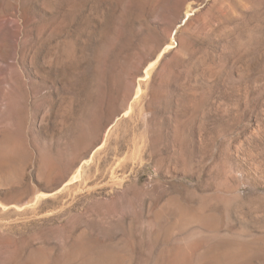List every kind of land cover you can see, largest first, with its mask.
<instances>
[{"label": "rangeland", "instance_id": "rangeland-1", "mask_svg": "<svg viewBox=\"0 0 264 264\" xmlns=\"http://www.w3.org/2000/svg\"><path fill=\"white\" fill-rule=\"evenodd\" d=\"M0 264H264V0H0Z\"/></svg>", "mask_w": 264, "mask_h": 264}, {"label": "bare ground", "instance_id": "bare-ground-1", "mask_svg": "<svg viewBox=\"0 0 264 264\" xmlns=\"http://www.w3.org/2000/svg\"><path fill=\"white\" fill-rule=\"evenodd\" d=\"M166 51V49L164 50V52ZM163 52V53H164ZM163 53L162 54H160L159 55V57L158 58H156L157 60H156V62H155V64L156 63H158L159 62V60H160V58H162V55H163ZM155 64H151L148 68H147V70L145 71V75H144V77H142V79H144V80H146V79H148L149 78V76H150V71H151V69H152V67H153V65L155 66ZM154 68V67H153ZM152 72V71H151ZM142 93V89H141V85L139 84L137 87H134L133 85H129L128 87H127V89H126V96H127V99L128 100H130L133 96H134V100H136V98H138V97H140L139 95ZM131 109H132V106H131ZM129 111H130V109H128ZM129 111L127 112V114L129 113ZM87 162V161H86ZM86 165V164H85ZM82 168L83 167H81V166H79L78 168H75V170L73 171V173H72V176H71V180H70V183L71 182H74L75 180H77L78 178H79V176H80V174H81V171H82ZM84 170V169H83ZM40 196V195H39ZM46 197V196H45ZM40 198V197H39ZM42 199V198H41ZM36 201H38V199L36 200Z\"/></svg>", "mask_w": 264, "mask_h": 264}]
</instances>
